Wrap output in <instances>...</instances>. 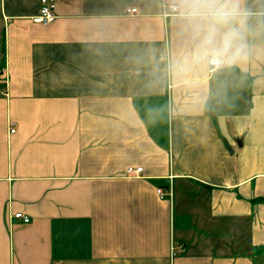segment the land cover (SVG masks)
<instances>
[{"label": "crops", "instance_id": "1", "mask_svg": "<svg viewBox=\"0 0 264 264\" xmlns=\"http://www.w3.org/2000/svg\"><path fill=\"white\" fill-rule=\"evenodd\" d=\"M40 1L0 0V264H264V0L212 73L173 0Z\"/></svg>", "mask_w": 264, "mask_h": 264}, {"label": "clouds", "instance_id": "2", "mask_svg": "<svg viewBox=\"0 0 264 264\" xmlns=\"http://www.w3.org/2000/svg\"><path fill=\"white\" fill-rule=\"evenodd\" d=\"M173 11L186 21L200 52L212 63H218L242 38L236 26L239 0H173Z\"/></svg>", "mask_w": 264, "mask_h": 264}, {"label": "built area", "instance_id": "3", "mask_svg": "<svg viewBox=\"0 0 264 264\" xmlns=\"http://www.w3.org/2000/svg\"><path fill=\"white\" fill-rule=\"evenodd\" d=\"M55 8H56V0H41L38 12L32 15V20L34 22L44 23V24L52 22L56 17ZM170 9L171 11H173V5H170ZM135 12H137L136 7L128 9V13H135ZM224 63H225V59L223 57L220 58L218 63H212L208 58L209 72L211 73L214 72L218 67L222 66ZM14 130L15 129H12L13 132ZM141 171H142L141 167L138 168L130 167L127 170L128 174H133V175H139ZM158 191L161 195L163 194V190L161 188H159ZM15 216L17 218L23 219L25 222H28L30 220V218L27 215H24L21 212L15 213Z\"/></svg>", "mask_w": 264, "mask_h": 264}, {"label": "trees", "instance_id": "4", "mask_svg": "<svg viewBox=\"0 0 264 264\" xmlns=\"http://www.w3.org/2000/svg\"><path fill=\"white\" fill-rule=\"evenodd\" d=\"M260 200H264V198H261Z\"/></svg>", "mask_w": 264, "mask_h": 264}]
</instances>
